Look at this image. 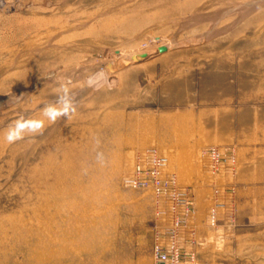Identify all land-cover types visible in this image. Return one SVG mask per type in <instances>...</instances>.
I'll return each mask as SVG.
<instances>
[{
	"label": "rangeland",
	"instance_id": "1",
	"mask_svg": "<svg viewBox=\"0 0 264 264\" xmlns=\"http://www.w3.org/2000/svg\"><path fill=\"white\" fill-rule=\"evenodd\" d=\"M0 1V264H150L155 230L172 217L158 215L153 187L128 183L149 150L202 205L200 264H264V230L208 224L242 184L247 208L261 206L264 186L249 179L264 174V43L243 46L258 37L225 27L234 17L213 22L230 3L194 22L207 0ZM254 15L264 22L263 2ZM58 96L75 111L53 123L42 110ZM21 115L43 119V134L9 144ZM211 146L232 147L235 169L210 171ZM218 188L230 192L218 200Z\"/></svg>",
	"mask_w": 264,
	"mask_h": 264
},
{
	"label": "built area",
	"instance_id": "2",
	"mask_svg": "<svg viewBox=\"0 0 264 264\" xmlns=\"http://www.w3.org/2000/svg\"><path fill=\"white\" fill-rule=\"evenodd\" d=\"M206 156L207 167L212 172L222 166L235 169L236 155L232 147L211 146L206 149ZM164 165L165 158L156 150H149L139 156L128 179V183L137 188L153 187L158 215L169 214L172 217L168 225L158 226L155 230L150 264H200L197 249L200 238L189 224L195 211L193 191L179 185L175 174L162 175ZM227 192L216 189V199L223 198ZM217 207L209 211V225L219 223Z\"/></svg>",
	"mask_w": 264,
	"mask_h": 264
},
{
	"label": "bare ground",
	"instance_id": "3",
	"mask_svg": "<svg viewBox=\"0 0 264 264\" xmlns=\"http://www.w3.org/2000/svg\"><path fill=\"white\" fill-rule=\"evenodd\" d=\"M7 1V0H6ZM6 1H5V3H6ZM15 1V0H14ZM20 1V0H19ZM24 1V0H23ZM37 0H33L32 1V3L34 2H36ZM56 1V0H55ZM67 1V0H66ZM69 1V0H68ZM188 2H187V4L188 3H190V1H192V0H187ZM193 1H202V0H193ZM216 1H220V2H223L224 4L226 3H230L231 5L230 6H232V7H228V8H223L222 9V11H221V13L219 12V14H216V15H213L214 16V20H213V22L215 21V22H217L218 20H220L221 18H229V17H234L233 18V23L231 22V23H229V24H227L225 27H229L230 25L231 26H233L234 27V29H232V30H234V31H236V34L237 33H242V32H248V37H254V36H257L258 38H255V39H253V40H245L244 41V44H243V46H249L250 48H252V47H256V45H263V43H264V22H263V20H261V18L260 17H257V15H254V13H255V11L257 10V8L261 5V3L263 2L264 3V0H249V1H247V2H242V0L241 1H236V0H207L205 3H206V5H202V7H198L197 9H195L194 11H192L191 13H189V20H192V21H194V22H198L199 20H201V19H205V14H201L199 11L200 10H203V8H205V7H207L209 4H211L212 2H216ZM1 2V1H0ZM3 2V1H2ZM27 3V2H26ZM194 3V2H193ZM24 4V3H23ZM58 4V3H57ZM12 5V4H11ZM10 5V6H11ZM0 6H1V4H0ZM7 6V5H6ZM9 6V5H8ZM1 8V7H0ZM181 8H182V6H181V4L180 5H178V7L176 6V7H172V8H170L169 10L168 9H166L165 11H164V14L165 15H175V13H177V11H179V10H181ZM2 9V8H1ZM6 9H9V7L8 8H6ZM205 11H207V10H205ZM217 11V10H216ZM220 11V10H219ZM105 12V11H104ZM143 13V11H138V10H136V11H131V16L132 17H137L138 15H140V14H142ZM211 13V12H210ZM217 13V12H216ZM103 14V13H102ZM208 14V13H207ZM212 15H209V18L208 19H210L211 20V18H212ZM210 16H211V18H210ZM206 19H207V17H206ZM207 19V20H208ZM213 19V18H212ZM230 20H232V18H230ZM209 21V20H208ZM200 22V21H199ZM242 22H243V24H242ZM263 22V23H262ZM212 25H213V23H211ZM211 25V26H212ZM216 25V24H215ZM215 25H214V27H215ZM211 26H209V27H211ZM230 26V27H231ZM213 28V27H212ZM224 29V28H223ZM223 29H221V30H223ZM208 30H209V28H208ZM225 30V29H224ZM223 30V32H225ZM212 31V30H211ZM210 30H209V32H211ZM214 31V30H213ZM216 31H218L217 29H216ZM216 31H214V32H216ZM208 32V31H207ZM219 32V31H218ZM212 33V32H211ZM220 34H222V32L220 31L219 32ZM218 33V35H220ZM214 35H216L217 33H213ZM213 34H209L208 33V35L211 37V35H212V37H213ZM205 35H207V33L205 34ZM208 36V37H209ZM196 42V41H195ZM226 43H227V40H226V42H224V44L226 45ZM160 44V43H159ZM171 44V43H170ZM223 44V45H224ZM173 45V44H172ZM160 47V46H159ZM35 48V47H34ZM33 48V49H34ZM148 51V50H147ZM25 52V51H24ZM30 52V51H29ZM32 52H33V50H32ZM145 52V51H144ZM117 53V52H116ZM141 53V52H140ZM119 54L122 56L121 57V59H128V60H131L133 57H136L135 55H137V53H134V54H128V56L127 57H124V52H122V51H120L119 52ZM139 54V53H138ZM110 55V54H109ZM138 56V55H137ZM36 55H35V53L33 52L30 56H28V58L26 59V60H28L29 61V59H31L32 61H36ZM40 57V56H39ZM112 57H115V55H113ZM111 57V58H112ZM117 58V57H116ZM113 60V59H112ZM122 60V61H123ZM128 60H124V62H127ZM28 61H24L25 63H27ZM116 61V60H115ZM24 62H18L17 61V59L15 58V59H13V61H12V63H16V64H19V65H21L22 66V64L24 63ZM129 63V62H128ZM11 65H13V64H11ZM41 65V64H40ZM19 67V70H18V73L17 72H15L16 74H19V73H22V72H26V70H21V68L22 67ZM110 66V65H109ZM80 68V67H79ZM111 69V68H110ZM99 71V70H98ZM104 71V70H103ZM1 72V71H0ZM55 72V71H54ZM100 72V71H99ZM108 73H113V72H107L106 70L104 71V72H102V74L103 75H107ZM96 75H97V72L95 73ZM102 74H101V76L100 77H103L102 76ZM119 74V73H118ZM53 74L52 73H47V75H46V77L44 78L43 77V79L45 80V79H48V78H50L51 76H52ZM120 75V74H119ZM106 77V76H105ZM104 78V77H103ZM102 78V79H103ZM97 79V78H96ZM96 79H94V80H96ZM93 80V81H94ZM114 80V79H113ZM116 80V79H115ZM114 80V81H115ZM40 81V80H39ZM91 81V80H90ZM97 81V80H96ZM101 81V80H100ZM92 82V81H91ZM118 82H116V84H117ZM88 84V83H87ZM111 84H113V82L111 83ZM90 85V84H89ZM99 85V84H98ZM115 85V84H114ZM113 85V86H114ZM32 86V85H31ZM29 89V88H28ZM0 103H1V101H0Z\"/></svg>",
	"mask_w": 264,
	"mask_h": 264
},
{
	"label": "crops",
	"instance_id": "4",
	"mask_svg": "<svg viewBox=\"0 0 264 264\" xmlns=\"http://www.w3.org/2000/svg\"><path fill=\"white\" fill-rule=\"evenodd\" d=\"M244 181H247V177L242 175ZM249 179L251 181L264 182V174H254L250 175ZM246 185H240L239 191H237V196L234 197L233 209L228 211L226 216L218 223V227L224 230H233L238 232V234H244L245 230H264V186H262L263 193L261 196V206L257 202L249 203L245 196ZM236 193V190H235ZM194 195V229L197 232V236H203L202 227L200 226V215H201V203L198 201L196 193L193 191ZM209 200V198H208ZM207 234V233H206Z\"/></svg>",
	"mask_w": 264,
	"mask_h": 264
},
{
	"label": "clouds",
	"instance_id": "5",
	"mask_svg": "<svg viewBox=\"0 0 264 264\" xmlns=\"http://www.w3.org/2000/svg\"><path fill=\"white\" fill-rule=\"evenodd\" d=\"M91 84V81H89ZM65 92L68 91L66 87L63 88ZM59 105V106H57ZM70 111L74 112L70 102L63 100V97L58 96L54 103L44 106L42 115L50 122H56L60 117L71 118ZM44 120L26 118L21 115L8 129L5 140L7 143L12 144L24 138L25 134H43Z\"/></svg>",
	"mask_w": 264,
	"mask_h": 264
},
{
	"label": "water",
	"instance_id": "6",
	"mask_svg": "<svg viewBox=\"0 0 264 264\" xmlns=\"http://www.w3.org/2000/svg\"><path fill=\"white\" fill-rule=\"evenodd\" d=\"M164 48H162V50H163Z\"/></svg>",
	"mask_w": 264,
	"mask_h": 264
}]
</instances>
